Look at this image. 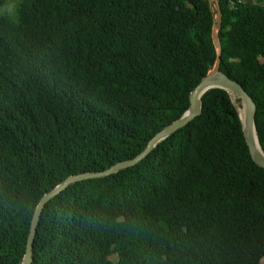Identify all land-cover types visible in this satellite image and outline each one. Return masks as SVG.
I'll return each instance as SVG.
<instances>
[{
	"label": "trees",
	"instance_id": "trees-1",
	"mask_svg": "<svg viewBox=\"0 0 264 264\" xmlns=\"http://www.w3.org/2000/svg\"><path fill=\"white\" fill-rule=\"evenodd\" d=\"M255 103L264 153V0H0V264H23L41 199L143 153L215 68ZM241 99L201 114L135 166L69 185L32 264H262L264 169Z\"/></svg>",
	"mask_w": 264,
	"mask_h": 264
},
{
	"label": "water",
	"instance_id": "water-1",
	"mask_svg": "<svg viewBox=\"0 0 264 264\" xmlns=\"http://www.w3.org/2000/svg\"><path fill=\"white\" fill-rule=\"evenodd\" d=\"M209 1L212 2L214 0H209ZM217 11H218V15L216 18V24L213 29L214 41L218 49V57H217L216 66L214 70L201 81V83L195 88V90L191 94V98H190L191 105H190L189 110L185 113V115L180 120L166 127L161 132H159L154 138H152L149 141L147 148L143 151L142 154H140L136 158L132 160L120 162L114 165L113 167H111L110 169L103 171V172L85 173V174H80L77 176H72L68 178L65 182H63V184L59 185L55 190L46 194L41 199L36 209L34 218H33L32 226H31V230H30V234L28 238V243H27L25 260L23 264L33 263V248H34V241H35V236H36L39 220L41 218L44 208L46 207L49 201H51L55 196L60 194L63 190H65L69 185L73 183L81 182V181L89 180V179L110 176L112 174L119 172L120 170L135 166L137 163L143 160L147 155H149L151 151L155 147L158 146V144H160L162 141L167 139L169 136L174 134L179 129L188 125L191 121H193L196 117H198L201 114V109H202L201 97L207 91L211 89H214V88L223 89L239 97L242 100L244 111H245V119L243 120L241 118V121H242L246 143L249 148L252 160L255 162L257 166L264 169V153H263V150L258 140V136H257L256 129H255V122H254L255 109H256L255 103L253 102L252 98L247 94V92L238 82L231 80L228 76H226L220 71L222 49H221V44L218 38V28L222 24V16H221L222 11H221V7L219 3H217ZM254 133L256 135L260 150L256 148L255 140H254Z\"/></svg>",
	"mask_w": 264,
	"mask_h": 264
},
{
	"label": "bare ground",
	"instance_id": "bare-ground-1",
	"mask_svg": "<svg viewBox=\"0 0 264 264\" xmlns=\"http://www.w3.org/2000/svg\"><path fill=\"white\" fill-rule=\"evenodd\" d=\"M240 114H241V118L244 120V119H245V111H244V109H242V110L240 111ZM254 140H255L256 148H257L258 150H260V147L258 146V141H257V138H256L255 133H254Z\"/></svg>",
	"mask_w": 264,
	"mask_h": 264
},
{
	"label": "rangeland",
	"instance_id": "rangeland-1",
	"mask_svg": "<svg viewBox=\"0 0 264 264\" xmlns=\"http://www.w3.org/2000/svg\"><path fill=\"white\" fill-rule=\"evenodd\" d=\"M233 101L235 103L236 106H238V109H239V112L244 109V106H243V102L241 101L240 104H238L236 101H235V97L233 96ZM262 264H264V259L262 260Z\"/></svg>",
	"mask_w": 264,
	"mask_h": 264
}]
</instances>
